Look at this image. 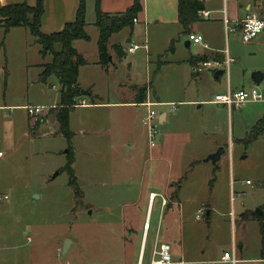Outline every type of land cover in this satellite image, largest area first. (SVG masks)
<instances>
[{"label":"rangeland","instance_id":"rangeland-1","mask_svg":"<svg viewBox=\"0 0 264 264\" xmlns=\"http://www.w3.org/2000/svg\"><path fill=\"white\" fill-rule=\"evenodd\" d=\"M23 29L27 34V28ZM89 34L97 38L98 28L93 26ZM147 35L136 32L133 41L129 35H122L124 48L134 42L132 45H146L147 49L140 48L136 55L128 53L123 59L109 62L105 74L88 57L89 64L81 67L79 81L86 86L85 81L94 80L96 90L103 92L104 102L130 100L132 92L147 91L150 98L146 102L178 104V111L172 106L151 108L168 115L165 129L172 127L175 134L165 151L160 138L152 148L144 125L147 106L76 107L70 113V130L74 134L70 145L75 176L84 193L80 201L69 185L70 176L62 170L68 163L70 145L59 130L56 109L45 113L48 122L36 129L30 125L25 110L9 107L60 104L57 77L42 76V66L51 57L46 61L38 54L39 43L29 32L23 38L24 44L16 38L7 47L0 46L1 54L7 51V64L2 56L7 70L2 86L9 105L0 111V148L5 153L0 159V264H139L142 256V264H150L156 231L161 242H167L164 239L168 237V224L163 214L159 220L157 200L149 213L151 229L145 231L149 194L162 190L159 183L170 174L172 162L177 167L184 162L183 173L188 172L185 156L190 154L188 142L195 132L186 126L189 119L202 121L205 143L214 136L225 140L228 149L235 148V171L241 175L237 192L245 195L234 191L229 201L226 191H221L214 202L229 226L239 218L244 206L257 212L264 203V190L255 192L256 187L264 185V141L257 146L237 141L243 129L252 128V116L261 107L249 105L240 114L235 111L229 115L226 110L216 113L215 106H185L184 101L210 97L207 81L197 79L185 62L189 54L202 51L201 46L187 49L189 35L183 34L171 50L172 42L167 41L170 34L152 30L148 38ZM81 44L92 53L93 42ZM212 74L206 71L202 76L208 75L212 81ZM247 76L251 79L252 74ZM263 86L264 82L260 88ZM84 99L92 103L91 98ZM131 144L135 145L132 152ZM225 156L220 165L229 159ZM193 219L200 234L207 238V232L202 230L206 218L202 222ZM232 229V237L227 228L220 232L217 252L220 247L233 251L230 238L240 239L241 233L235 223ZM181 231L180 225L175 234L180 237Z\"/></svg>","mask_w":264,"mask_h":264},{"label":"crops","instance_id":"crops-1","mask_svg":"<svg viewBox=\"0 0 264 264\" xmlns=\"http://www.w3.org/2000/svg\"><path fill=\"white\" fill-rule=\"evenodd\" d=\"M45 11L41 18V32L46 35H51L58 33L63 30L67 24L73 23L76 19V15L79 9L80 0H43ZM99 6L103 13L109 15H119L121 13L127 12L134 6L135 0H99ZM140 5H142V11L139 12L135 19L138 22L134 23L133 29L127 27L122 29L119 33L112 35L111 39L108 42V52H110V60L109 62H114L115 60H120L125 58L129 51V47L126 49L122 45V35H129L130 41H133V37L136 32H143L145 35H149L150 31H155L158 34H170L167 38V41L172 42L180 39L181 35H197L201 34L205 38V42L207 47L200 45L202 51L189 54L186 58L185 62L190 65L191 70L193 71V75L201 81H207L205 85L206 88L210 89L209 92L210 97L202 99L198 98V100L194 101H184L185 106H193L198 105L199 108H202L204 105L215 106L216 113L225 112V110L230 114H234V112H238L239 114L245 110L247 106H259L260 111L254 117L252 116V128L251 129H243L241 135L238 137L237 141L239 144H246V138L248 134L257 126V123L261 121L264 117V102L260 103H247L240 107H234L228 109L222 105L213 103L215 97L218 94H226L229 91H238L244 89H250L253 87H257L251 79L248 78V73H255L261 71L264 74V31L260 33L254 40H252L249 44L242 43L241 33L238 31L230 34L228 41L226 38V33L224 30L223 23V10H227L228 17L232 20V24L236 25L238 22L242 21V19L246 18L247 15L255 13L259 14L262 18H264V0H203L204 9L211 12V19L204 20L200 17V12L198 13L199 20L191 26L190 33H184L183 27L180 24V20L178 19V0H139ZM96 2L97 0H86V17L85 22H87L86 33L88 37H90L89 41L86 40H76L74 42V47L83 55L87 64L88 57L93 58V62L97 66V68H102V74L106 73V70H103V67L100 65V52L98 50L99 44V34L100 30L96 25L97 14H96ZM28 4L30 7H34L37 3V0H0V7L3 6H11L14 4ZM93 26L98 28L97 38L93 39L89 34V29ZM25 28V27H24ZM27 34L32 35L30 29L27 28ZM26 30L23 27H14L9 32L6 33L5 29L0 26V46L10 45L13 40L16 38L20 39L22 44H24L25 40L23 38L27 37L25 34ZM147 35V38H148ZM33 36V35H32ZM188 36V38H189ZM34 37V36H33ZM35 38V37H34ZM125 39V38H123ZM37 42L38 39L36 38ZM92 43L93 49L88 51V48L81 44ZM188 42L190 43L188 45ZM226 42V45L224 44ZM122 46L123 51L126 52V56L121 57L117 52L113 49V46ZM139 45V44H138ZM197 46L193 44L190 39L186 41L185 46L187 49H190L191 46ZM40 50L38 54L42 56V58L46 59V61L51 57V60L44 63H51L53 60V56L48 54L46 56L41 54L42 46L39 44ZM145 50L147 46H142ZM229 49L230 56L233 61L230 63V67L228 70L224 68H220L218 70H223L224 74L220 75L218 79L214 78L213 72L212 81L209 79L208 75H204V72H199L200 63H197V66L192 65L189 61L191 58H200L206 56L210 58V60L215 59L216 57H220L222 60L225 59V52ZM137 53V52H136ZM6 54V55H5ZM136 55V54H134ZM4 56V62L7 64V51L4 54H1L0 48V111L4 109V107H8L6 104L4 92L3 79L6 74V66L2 61ZM43 64V66H44ZM42 66V65H41ZM42 66V69H43ZM86 66V65H85ZM82 66V67H85ZM44 71V70H43ZM109 71V70H108ZM43 74V73H42ZM82 74V68L80 67L78 82L82 89H85L90 92L92 95L91 100L92 103L89 105L87 100L82 98L81 102H85L84 105H76L77 108H86V107H95V108H104L110 105L116 106H128L131 108H136L137 106H145L144 103L139 102V99L145 93V96L148 98L149 94L143 92L142 94L132 92L130 96V100H122L120 102L110 103L109 101L104 102L103 92H99L96 90L97 83L94 80L85 81L84 83L79 81ZM100 77V76H99ZM43 82V80H41ZM264 82V80H263ZM83 87L82 86V84ZM262 84V83H261ZM260 84V85H261ZM260 88V87H257ZM144 91L146 89H143ZM261 93L264 95V86L262 89L260 88ZM61 99V94H60ZM93 99H95V103H93ZM101 99V100H100ZM62 100V99H61ZM101 101V102H100ZM61 103V102H60ZM160 106L168 107L172 106L174 103H164L157 102ZM32 105V104H29ZM28 105V106H29ZM178 106V104H175ZM41 107H46L48 109V113L50 110L58 108V105H38ZM9 107H19L25 110V105H10ZM76 109V108H75ZM5 110V109H4ZM179 109H177L178 111ZM26 111V110H25ZM194 116L197 118V111L194 109ZM47 113V112H46ZM166 114L165 112L160 113V117ZM28 116V115H27ZM29 117V122L31 126L36 127V129H40V126L48 122L46 119V115L39 118ZM168 121V115L166 114V122L163 124L164 130V140L162 144V150L165 151L167 148L169 140L175 134L174 129L170 127L169 129H165L166 123ZM186 126H190V128L194 129V135L192 139L188 142L191 147L190 154L186 157V162L184 166L187 164L189 166L188 172L183 173L184 167L183 163L180 161L178 163V167L171 163L170 165V174L168 177L162 180L160 184V188L162 189L160 192L151 191L148 198V214L145 221V231L150 230L151 226L149 219V213L152 208H155V203L159 200L160 204V215L159 220L163 214V218L167 221L168 231L166 235L168 237L164 239L165 243H169L173 250V256L175 261L184 262L185 264H229L223 262V256L225 253H228V250L223 251V248H219L218 252L216 247L221 245V236L220 233L222 229L225 228L231 231L232 225L238 227L239 232L241 233L240 239L238 236H233V239L230 238V243L233 248L231 253L236 262L234 264H264V243L261 238V231H264V222L261 223L259 219L255 216H261L263 214L262 208L264 203L259 207L262 211L261 214L257 212H253L252 208L248 206H244L239 211V218L231 221V225L229 226V222L227 223L223 217L225 214L220 213L218 207L215 205V200L217 197V192L226 191V197L229 201L232 200L234 196V191L237 192V185L240 183V173L235 171L236 164V156H235V148L234 146L230 149L226 147V141L217 139L214 136L210 139V142L205 143V126L202 121L196 120H187ZM41 124V125H40ZM181 135L182 132H179ZM147 136H148V128H147ZM191 137V136H190ZM149 140V137H148ZM264 141V132L257 141L250 143L249 145H255ZM151 144V143H150ZM223 146L225 149L224 153L221 155V159L216 163V165L210 164L211 162H206L205 160L208 156L214 154L218 148ZM135 145L131 144V152ZM152 147V146H151ZM155 147V146H154ZM152 147V148H154ZM2 151V149L0 148ZM229 156V159H225L224 163L220 165V162L226 156ZM5 153L3 152L4 158ZM245 158V157H244ZM245 160V159H244ZM177 167V168H176ZM249 181V180H247ZM264 183V180L262 181ZM213 183V185H212ZM255 192L263 191L264 185L261 187H256ZM239 196L245 195L244 192H237ZM152 195L155 196L153 199ZM264 198V197H263ZM203 211L201 217H199V213ZM217 212L216 216L215 213ZM195 218L197 222H202L204 218H206V225L202 227V230L207 232V238H203L200 234V227L196 225L194 222ZM152 222V221H151ZM228 224V225H227ZM181 225V236H177L175 234V230L178 226ZM229 226V227H228ZM253 235V237H251ZM232 237V233H231ZM162 243L161 237L159 235V230L156 231V243ZM263 243V245H262ZM155 247V246H154ZM154 249V248H153ZM223 251V253H222ZM143 253V251H142Z\"/></svg>","mask_w":264,"mask_h":264},{"label":"trees","instance_id":"trees-1","mask_svg":"<svg viewBox=\"0 0 264 264\" xmlns=\"http://www.w3.org/2000/svg\"><path fill=\"white\" fill-rule=\"evenodd\" d=\"M85 1L86 0H80V7L73 23L67 24L63 30L51 35H46L41 32V18L45 11L43 0H37L34 7H30L27 3L0 7V26L5 29L6 33L14 27L29 28L32 35L38 39V43L42 46L41 54L44 56L51 54L53 56L51 63L44 64L42 76L44 79L50 76H56L61 85L60 94L62 100L60 106L55 108V113L57 115L59 130H61L63 135L67 138L69 145L74 136L73 132L70 130V113L75 110L76 105H79L82 98H84L82 88L80 83H78V77L80 67L87 65V62L83 55L78 53L73 45L76 40L89 41L90 39L86 33ZM99 2L100 1L97 0L95 5L97 14L96 25L100 30L98 50L100 52V65L104 70L108 71L109 69L106 66L110 58V52H108L109 40L112 35L119 33L124 28L129 27L133 29L135 18L139 12L142 11V5H140L139 0H135L134 6L127 12L119 15H109L101 11ZM178 4V19L180 20L184 33L189 34L191 26L200 19L198 13L205 10L204 3L201 0H178ZM174 43L175 40L172 41L171 50L174 48ZM113 49L119 56H126V52L123 51L122 46L114 45ZM215 59L223 61L220 57H216ZM208 60H210V58L203 56L197 59L191 58L189 62L197 66L198 62ZM146 101L147 97L144 93L139 99V102L145 103ZM93 103H95V99H93ZM263 132L264 117L248 134L246 144L257 141ZM68 152V163L62 170L66 171L68 176H70L69 185L73 191H75L76 200L80 201L84 197V193L79 187L77 176H75V160L72 145H70ZM262 211L263 214L261 216H255L261 223L264 222V206ZM262 232L264 234L263 230Z\"/></svg>","mask_w":264,"mask_h":264},{"label":"built area","instance_id":"built-area-1","mask_svg":"<svg viewBox=\"0 0 264 264\" xmlns=\"http://www.w3.org/2000/svg\"><path fill=\"white\" fill-rule=\"evenodd\" d=\"M200 17L203 18L204 20H210L211 12L207 10H202L200 11ZM136 22H138L137 19H135L134 23ZM223 23H224V30L226 33L227 41L230 34L238 31L239 33H241L242 43L249 44L260 33L264 31V18H262L259 14L257 15L255 13L247 15L246 18L242 19V21L238 22L236 25H233L232 20L228 17L227 10L224 9ZM189 39L195 45L200 44L203 45L204 47H207L205 38L201 34L190 35ZM140 48H142V46L135 44V45H131L128 51L130 54L134 55L136 54L137 50ZM232 61L233 59L231 58L228 49L225 52V59L223 61L213 59V60L201 62L198 70L199 72H204V71L213 72L220 68H224L225 70H228L230 67V63ZM260 102H264V95L257 87L238 90V91H229L226 94H218L213 101V103L222 105L228 109L234 107H240L247 103H260ZM84 104L86 103L81 102L79 105H84ZM144 105L149 108L148 114L145 118L144 125L146 126V128H148L149 143H151V146L154 147L158 144L157 141L159 140V138H161V132L158 127L160 114L158 112H155L154 110H151V108H153V106L155 105H159V103L145 102ZM172 107L173 110H177V106L175 104H173ZM48 109L49 108L41 107L38 105H29L25 107L27 115L34 118H40L45 116V113L48 112ZM1 156H3V151L0 150V157ZM152 197L153 199L155 198L154 195H152ZM202 214L203 211L199 213V217H201ZM153 251L154 252L150 264H185L184 262L175 261L173 256V250L169 243H165V242L157 243ZM223 262L234 264L236 262V259L231 253L228 252L224 254Z\"/></svg>","mask_w":264,"mask_h":264},{"label":"water","instance_id":"water-1","mask_svg":"<svg viewBox=\"0 0 264 264\" xmlns=\"http://www.w3.org/2000/svg\"><path fill=\"white\" fill-rule=\"evenodd\" d=\"M190 43L188 42V45ZM111 59V58H110ZM224 74V71L223 70H218L215 72L214 74V78L215 79H218L220 77V75ZM252 78H253V81L255 83V85L257 87H260V84L263 82L264 80V74L259 71V72H255L252 74ZM82 94L84 97H89L91 98V94L89 91H86V90H82ZM166 122V114L162 115L161 118H159V129H160V132H161V143L163 144V140H164V134H163V130H164V127H163V124ZM225 149L223 147H221L220 149H218L214 154L208 156V158L205 160L206 162H212L213 165H216V163L221 159V155L224 153ZM258 214H261L262 211L259 209L257 211ZM70 242V240H68V243ZM66 248L65 247V251L64 253L66 252ZM142 259H143V256L141 257V260H140V263L139 264H142Z\"/></svg>","mask_w":264,"mask_h":264}]
</instances>
